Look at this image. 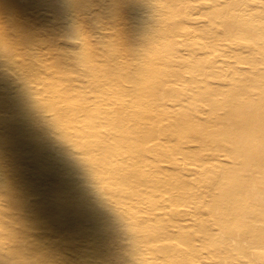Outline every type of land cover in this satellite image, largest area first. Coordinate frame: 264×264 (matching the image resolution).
<instances>
[{
  "label": "rangeland",
  "instance_id": "obj_1",
  "mask_svg": "<svg viewBox=\"0 0 264 264\" xmlns=\"http://www.w3.org/2000/svg\"><path fill=\"white\" fill-rule=\"evenodd\" d=\"M263 85L264 0H0V264H216L220 173L182 161L179 121Z\"/></svg>",
  "mask_w": 264,
  "mask_h": 264
},
{
  "label": "bare ground",
  "instance_id": "obj_2",
  "mask_svg": "<svg viewBox=\"0 0 264 264\" xmlns=\"http://www.w3.org/2000/svg\"><path fill=\"white\" fill-rule=\"evenodd\" d=\"M23 24L24 22H20V26ZM3 49L6 50V45ZM238 70L236 67H232L230 71L237 72ZM261 89V93L259 92L254 100L246 103L237 101L223 106L208 104L210 106L209 111L213 114L212 117L205 120L200 116L205 112L198 108L194 109L195 111L191 117L184 114L181 121H179L182 135V161H184V158L195 160L191 163L196 166V173L200 169L203 170L208 162H211L214 168L217 167V171L220 173L219 177H223V179H219L216 176L217 178L215 177L216 179L213 180L210 186V188H217L219 191L207 194L210 198L212 197V201L208 204L207 216L213 217L216 226L219 225L223 228L222 230L218 228V230L223 235L224 243H221V248L213 253L217 259L221 257L216 264H223L227 259V256L220 255L224 251L231 259L229 264H239L240 261L234 263L235 256L238 255L248 259L249 264H264V85ZM214 96L215 94L212 95V98ZM19 136L16 134L14 137L10 136V138L19 140ZM30 146L35 150L38 147L34 142ZM226 165L228 166L226 167ZM67 166L68 164L66 168ZM189 171L187 170L183 176L181 188L183 195L185 193L190 195L189 176L191 172ZM110 175L113 183L119 184V176ZM126 175L124 174L120 179L125 184L131 179ZM144 179L142 177L143 183H148ZM107 182L111 184L109 178L108 181L105 178L103 184L107 185ZM7 186H10V184L7 183ZM107 187L109 186L107 185ZM205 191L208 190H201L200 195L193 198L195 209L204 206L201 199ZM113 192V195L118 194L116 190ZM51 210V207L48 206L42 212L37 213V217L42 220H51L56 216ZM90 213H94L91 224L95 228L102 227L106 219H110V221L115 219L110 215L104 219L103 215L110 214L112 211L106 210V213H104L99 209L84 210L82 218L85 214ZM215 213L218 215L216 216ZM203 214L205 215L206 212L203 211ZM80 222L81 215L71 220L68 226L63 227V229L69 227L74 229L76 227L79 230H84L80 226ZM110 224L117 228H120V225L122 226V223L120 224L116 220ZM202 224H204L203 221ZM214 232L217 231L208 230L203 232L204 239L216 241L217 239L213 236ZM132 237L137 240L136 235L130 238ZM238 238H241L243 245L249 246L241 245L238 250H233L230 245ZM227 240H229L228 243Z\"/></svg>",
  "mask_w": 264,
  "mask_h": 264
}]
</instances>
